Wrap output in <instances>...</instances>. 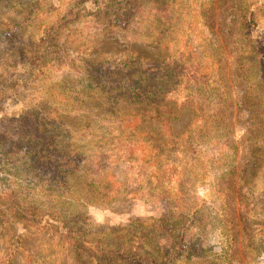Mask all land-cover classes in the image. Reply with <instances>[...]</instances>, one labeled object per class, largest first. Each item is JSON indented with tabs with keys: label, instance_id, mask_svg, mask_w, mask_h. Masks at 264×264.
Instances as JSON below:
<instances>
[{
	"label": "rangeland",
	"instance_id": "rangeland-1",
	"mask_svg": "<svg viewBox=\"0 0 264 264\" xmlns=\"http://www.w3.org/2000/svg\"><path fill=\"white\" fill-rule=\"evenodd\" d=\"M71 9L75 18L61 28L63 50L37 79L10 89L0 106V264H60L45 257L60 252L45 228L44 236L18 214L1 212L14 197L21 206H44L41 187L49 180L34 160L38 151L54 161L64 154L62 169H80L69 183L83 188L86 163L109 150L116 134L114 119L103 111L141 104L135 92H149V85L182 95L184 75L192 74L205 80L198 82L204 89L198 102L207 109L222 100L227 118L199 127L194 181L181 188L196 200L195 219L178 221H186L185 237L193 235L199 255L211 264H264V69L257 50L264 47V0H0V82L20 70L18 37L38 39ZM149 66L158 82L149 79ZM182 107L170 123L174 133L194 114L188 102ZM146 150L140 142L132 154L137 159ZM136 159L115 163L113 173L123 185L113 191L121 197L110 206L87 205V217L136 235L149 231L155 244L164 245L175 219L166 218L163 226L157 220L169 215V200L153 196L157 172ZM176 183L164 184L171 197L178 195ZM103 185L98 177L97 193ZM33 214L41 227V212ZM24 229L30 236H20ZM186 258L179 255L173 264Z\"/></svg>",
	"mask_w": 264,
	"mask_h": 264
},
{
	"label": "trees",
	"instance_id": "trees-1",
	"mask_svg": "<svg viewBox=\"0 0 264 264\" xmlns=\"http://www.w3.org/2000/svg\"><path fill=\"white\" fill-rule=\"evenodd\" d=\"M75 12V9H71L60 19L49 23L36 40L18 37L16 47L21 67L18 72L3 77L0 82V106L10 89L28 85L40 76L48 61L57 58L64 47L61 28L66 21L75 16ZM248 20L249 15L243 19V26ZM248 24L251 26L250 21ZM259 46L257 50L263 56L259 59V63L264 69V47L260 44ZM161 77L165 78L166 75L162 73ZM184 78L185 84L182 90L184 94L182 95L149 85L153 88H149V92H135L141 104L128 109L118 106L114 111L110 109L112 107H107L103 111L110 117L109 119H114L108 121L113 122L110 126L115 129L113 132L116 134L110 140L109 150L101 154L100 158L90 159L86 163L90 170L88 169L84 174L83 188L79 187L77 182L69 183V178L73 176L75 178L80 169L77 165L70 169H62V166L67 165L64 162V154L54 161L50 155H44L43 151H38L34 160L42 166L43 176L49 180L47 186L41 187V197L44 200L40 203L44 206L41 209L35 205L31 208L21 206L18 203L19 199L14 197L2 204L4 210L2 209L1 212L18 214L25 225L35 226L37 228L35 232L44 233V236L45 228L50 241L54 240L60 250L59 253L49 251L45 257L50 258L53 255L55 258L52 260L60 264H173L177 263L179 255L187 256V262L182 264H211V260H206L199 255L201 249L194 244V241L192 242L193 235L189 233V237H185V229H188L186 221L183 225H180L178 221L181 217L195 219L196 200L187 199L181 188L188 189L187 186L194 181V178L190 176L200 157L199 136L203 135L199 127L207 125L215 127L217 122L227 117L224 115L225 108L221 109L222 100L218 104L214 102V105L207 109L198 102L200 94L204 92L203 87L198 83L201 77L192 74L184 75ZM149 79L157 80V82L159 79L158 73L150 66ZM201 82L205 83V80ZM185 102L191 105L194 114L183 129L174 133L170 123L179 117ZM261 115L258 113L254 116L258 118ZM209 132L211 130L207 131ZM140 142L146 145L145 153L148 154L137 156L136 159L132 149L136 148L137 143ZM208 145H211L210 140ZM69 157L68 152V160H70ZM206 157L209 158V155ZM134 159L137 161L142 159L147 170H149V164L153 166L157 175L153 182L152 194L163 196L165 201L169 200L166 201L167 207H171L167 210L169 215L165 217L166 214H161L160 219L157 220L163 226L166 218L174 217L175 219L169 227L173 237L164 245L155 244L149 237V231L142 230L141 234L136 235L125 227L91 223L87 217V205L110 206L111 200L121 197L119 191H113L114 188L121 189V184L123 185V182L121 183L113 173L114 165L124 160L130 162ZM52 162L56 164L53 168H51ZM47 168H51V171H47ZM141 173L143 172L140 171V176ZM98 177L103 178L105 182V185L101 186L100 193L94 189ZM169 180L177 181L176 184L179 187L178 195L174 197L168 195V189L164 185ZM34 210H39L43 216L41 227L38 226V219L33 214ZM24 230L25 232L23 231L24 233L20 236L23 238L30 236L29 231ZM26 256L35 259L37 253L27 251Z\"/></svg>",
	"mask_w": 264,
	"mask_h": 264
}]
</instances>
